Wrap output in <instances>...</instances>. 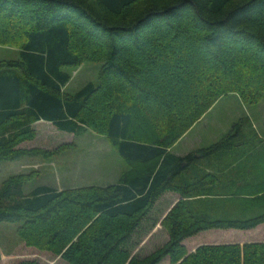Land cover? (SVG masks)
I'll return each instance as SVG.
<instances>
[{"label":"trees","instance_id":"obj_1","mask_svg":"<svg viewBox=\"0 0 264 264\" xmlns=\"http://www.w3.org/2000/svg\"><path fill=\"white\" fill-rule=\"evenodd\" d=\"M2 18L18 20L7 27ZM12 21L22 29L14 32ZM0 26L4 42L22 34L15 57L0 60V161L55 154L22 146L41 122L61 134L104 135L130 165L106 186L39 185L26 193L31 175L10 176L0 186V223L18 224L26 245L65 264H264V242H202L211 231L264 225V174H255L258 189L245 180L259 160L247 120L207 147L172 151L221 97L259 96L264 81L239 67L264 77V0H0ZM170 42L179 46L167 50ZM185 50L193 58L180 59ZM162 56L166 62H154ZM85 61L102 63L99 83L66 91L67 69ZM174 72L170 93L164 79ZM195 197L207 211L195 210ZM159 225L167 240L143 253Z\"/></svg>","mask_w":264,"mask_h":264},{"label":"rangeland","instance_id":"obj_2","mask_svg":"<svg viewBox=\"0 0 264 264\" xmlns=\"http://www.w3.org/2000/svg\"><path fill=\"white\" fill-rule=\"evenodd\" d=\"M11 20L18 19H3L7 27H9ZM17 23L19 24L20 22ZM10 25H13L14 32L16 28L22 29L19 28L16 21H12ZM19 32L20 30L13 35V43L4 42L0 39V60L15 57L19 49L18 43L22 37ZM178 46L177 43L172 45L171 42L165 45L167 50L175 49ZM200 55L203 58V54ZM179 57L180 59L181 57L193 58V53L191 50H185L184 53L181 51ZM166 59L167 57L162 56L158 58V61L153 57L154 62H160V64L166 62ZM101 67V62L85 61L79 67L68 68L67 71L70 72L72 79L66 91L74 93L88 82L99 83ZM245 67L241 66L239 69L249 79H253L255 76L258 80L264 81L262 75L252 74L255 71L248 66ZM208 71L210 70L208 69ZM176 73L170 74L172 77H168V82L167 78L164 79L167 90L170 93L177 89L175 83L176 81L178 83V78L173 76ZM201 77L203 78L202 75H200ZM259 92V96L254 101L244 99L236 92L221 97L209 110V113L204 114L196 122L193 127L194 130L188 135L186 134L187 136L185 135L173 146L172 151L178 155H185L191 151L207 147L228 134L234 124L247 120L248 129L245 132H247L249 139L251 138L250 142L253 141L251 148L255 150L254 159L257 158L259 160L255 169L248 167L245 171V180L247 182L255 181L251 182L252 186H258V189L259 181L258 176L255 174H264V161L261 160H264V154L257 153L256 149L259 148V144L261 146L259 150H262V143L257 144L254 136H260L262 142H264V87ZM34 127L36 129V138L32 141L24 142L22 146L26 148L40 147L56 153L51 157L27 155L17 160L0 161V186L4 180L16 174L31 175V179L25 184L26 193L31 192L39 185H50L57 189L88 185L106 186L117 183L123 173L130 168V165L118 154L117 150L104 135L91 130L79 136L61 134L53 126L41 122L36 123ZM246 155H249V153H246ZM251 191L255 190L251 189ZM203 200V197H195L193 199L197 212L207 211ZM173 201H175L174 198L168 197L165 205L170 206ZM219 205L221 208L226 209V206H223L222 203H219ZM227 209H232L235 214L243 210L229 204ZM218 211L223 210L218 209ZM215 213L213 212L212 215H215ZM17 226L18 224L15 223H0V264H12L22 260H36L39 264H65L60 257L50 252L26 245V241L17 233ZM166 240L167 234L159 225L147 236L140 248L143 253H149L161 246ZM253 241L264 242V225L258 230L250 232L240 230L211 231L208 236L203 237L202 242L243 246ZM199 245H201L200 242L188 244L189 254L195 252V248ZM162 264L171 263L166 260Z\"/></svg>","mask_w":264,"mask_h":264},{"label":"crops","instance_id":"obj_3","mask_svg":"<svg viewBox=\"0 0 264 264\" xmlns=\"http://www.w3.org/2000/svg\"><path fill=\"white\" fill-rule=\"evenodd\" d=\"M207 113H209V111H208ZM207 113H206V114H207ZM195 125H196V124H195ZM193 127H194V126H193ZM193 127H192V128L186 133L187 135H188L191 131L194 130ZM186 134H185V135H186ZM185 135H184V136H185ZM187 135H186V136H187ZM184 136H183V137H184ZM183 137H182V138H183ZM182 138H181V139H182ZM181 139H180V140H181ZM180 140H179V141H180Z\"/></svg>","mask_w":264,"mask_h":264}]
</instances>
